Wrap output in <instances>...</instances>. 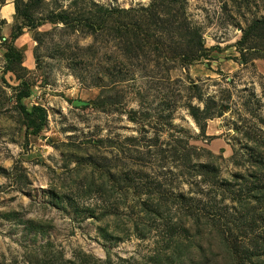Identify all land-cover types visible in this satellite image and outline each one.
Wrapping results in <instances>:
<instances>
[{"label":"rangeland","instance_id":"1","mask_svg":"<svg viewBox=\"0 0 264 264\" xmlns=\"http://www.w3.org/2000/svg\"><path fill=\"white\" fill-rule=\"evenodd\" d=\"M148 2L19 7L36 20ZM185 11L209 59L130 66L106 35L29 29L0 0V36L22 25L14 45L31 85L20 102L46 114L37 132L25 128L0 43V264H264V57L240 63L233 46L264 18V0H186ZM109 62L123 80L101 73ZM187 104L226 110L200 131ZM245 250L254 255L240 261Z\"/></svg>","mask_w":264,"mask_h":264},{"label":"trees","instance_id":"2","mask_svg":"<svg viewBox=\"0 0 264 264\" xmlns=\"http://www.w3.org/2000/svg\"><path fill=\"white\" fill-rule=\"evenodd\" d=\"M19 2L20 0H13L14 13L22 18V24L29 29L46 21L79 28L92 36L106 35L112 47L119 51L122 62L130 66H136L139 59L153 66L174 62L186 66L200 59H209L210 50L203 44L200 28L185 11L186 0H149L146 5L137 4L126 8L94 3L91 9L84 12V15L78 14V17L62 10L50 12L36 20H33L28 9L19 7ZM21 32V24H12L8 36H0V43L5 49L4 70L11 72L19 80L14 95L17 113L25 128L33 134L45 123L46 114L41 106L32 105L27 110L20 102L22 97L29 94L31 85L25 78L27 70L22 66L23 54L14 45ZM233 46L240 63H246L255 56L264 57V18L250 20ZM166 68L169 69L170 66ZM115 71L122 74L119 79L123 80L127 70L122 72L120 67L116 70L111 62L102 67L101 73L111 76ZM261 90L264 94V83ZM196 98L200 99L199 96ZM186 107L200 131L203 130L207 118L213 114L220 116L226 110L223 105H219L214 113L209 110L210 106L204 105V108L199 109L187 104ZM203 171L213 177L216 175L211 165L206 166ZM229 247L235 249L234 244L229 243ZM253 255V252L245 250L238 258L245 261Z\"/></svg>","mask_w":264,"mask_h":264},{"label":"crops","instance_id":"3","mask_svg":"<svg viewBox=\"0 0 264 264\" xmlns=\"http://www.w3.org/2000/svg\"><path fill=\"white\" fill-rule=\"evenodd\" d=\"M6 28H7V26H6ZM8 30V29H7ZM23 57H25V56H23Z\"/></svg>","mask_w":264,"mask_h":264}]
</instances>
